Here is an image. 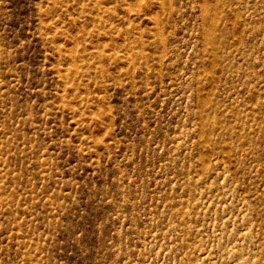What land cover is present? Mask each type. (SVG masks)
Returning <instances> with one entry per match:
<instances>
[{
	"label": "rangeland",
	"instance_id": "obj_1",
	"mask_svg": "<svg viewBox=\"0 0 264 264\" xmlns=\"http://www.w3.org/2000/svg\"><path fill=\"white\" fill-rule=\"evenodd\" d=\"M0 264H264V0H0Z\"/></svg>",
	"mask_w": 264,
	"mask_h": 264
}]
</instances>
